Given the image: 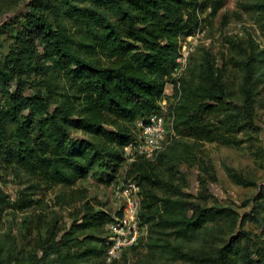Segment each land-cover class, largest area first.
Masks as SVG:
<instances>
[{
	"label": "trees",
	"instance_id": "16d2710c",
	"mask_svg": "<svg viewBox=\"0 0 264 264\" xmlns=\"http://www.w3.org/2000/svg\"><path fill=\"white\" fill-rule=\"evenodd\" d=\"M21 3L25 10L0 28V33H16L0 58V96L6 102L0 107V166L52 187L71 188L89 176L106 185L116 182L125 162L123 148L132 141L136 122L156 113L177 69L179 38L192 35L200 25L199 15L208 10L214 16L223 2L0 0V15ZM237 8L253 15L264 32V0H239ZM225 42L231 55L222 64L209 49L200 48L195 57L190 53L183 73L173 80L174 92L180 94L173 124L178 138L155 162L137 159L127 172V179L140 189L138 217L147 227L145 240L112 264H134L128 256L140 244L149 255L143 264L163 259L264 264V242L243 245L248 234L232 236L238 215L190 201L178 166L181 161L189 167L199 164L198 145L203 142L237 146L240 134L256 130V86L264 83V51L251 41ZM225 66L242 76L237 98L223 83ZM227 174L236 185H254L233 170L227 169ZM114 215L121 212L111 215L86 207L66 231H89L84 251L74 256L61 249L68 239L50 241L39 245L40 255L26 254L18 264H70L73 257L78 264H107L105 226ZM253 217L250 220L260 225L256 214ZM221 219L229 223V239L210 251L197 253L183 245L167 248L172 240L195 244L204 235L219 234L216 225ZM0 264L11 263L0 256Z\"/></svg>",
	"mask_w": 264,
	"mask_h": 264
},
{
	"label": "rangeland",
	"instance_id": "374dc122",
	"mask_svg": "<svg viewBox=\"0 0 264 264\" xmlns=\"http://www.w3.org/2000/svg\"><path fill=\"white\" fill-rule=\"evenodd\" d=\"M29 1L26 0V2ZM221 1L223 2L221 10L214 16H209L210 11L208 10L205 14L199 15L201 21L197 30L192 35L179 38L180 50H185L188 54L187 50L192 48L191 57H195L200 48L209 49L219 64H222L224 57L231 55L226 46L227 39H241L246 43L251 41L256 45L258 51H264V32L258 30L255 17L237 8L239 0ZM24 10L25 3H21L12 7L7 13L1 14L0 28ZM1 31L3 33H0V42L2 43L0 58L7 54L16 34L4 29ZM224 70L223 83L228 93L237 98L242 84V76L230 66H225ZM262 71L264 73V70ZM176 78V75L175 77L170 76L164 89L163 100L166 103L167 114L171 122V133L164 153L169 151L174 139L178 138L173 128L175 110L180 97V94L176 95L174 92L173 80ZM42 93L46 95L44 91ZM255 101L254 125L256 130L248 129L245 134H240L237 138L239 141L237 146H222L203 142L198 145L199 164L191 167L182 161L178 164L186 179L184 191L190 196L189 200L205 208L230 209L238 215L232 236L239 232L248 234L249 240L247 242L245 239L242 240V244L246 243L248 247H251L250 245L253 243L264 242V83L257 84ZM5 106V99L0 96V107L4 108ZM206 117L209 118L208 115ZM187 141L190 143L189 140ZM156 159L151 162H155ZM130 165L131 163L125 161L118 171L117 181L110 185L89 176L71 188L52 187L44 181H34L28 179L27 176L22 177L20 173L17 175L12 169L0 166L1 258L8 263L18 264L22 256L26 254L37 252L40 255L39 251H36L40 244L50 241L62 243V239L69 241L61 249L64 248L65 251L72 253L71 255L76 256V253L84 251L86 245L83 240L89 235V231L73 234H66V231L71 228L75 220L80 219L86 207L93 211L115 214L117 209L113 201V189L131 181L127 179ZM227 169L233 170L239 177L254 183V185L244 187L234 184L227 174ZM259 205L262 206L256 209V206ZM255 214L260 225L250 220V218H254ZM245 216L247 221L242 222ZM216 228V232L219 230V234L204 235L198 243L189 244L186 242L184 245L183 241L172 240L167 244V248L183 245L184 250L192 251L194 249L197 250V253L210 251L221 245L222 241L229 239L231 228L226 219H221ZM142 245H138L131 255L128 253V261H134V264H143L142 262L149 255L147 249ZM76 250L77 252H74ZM51 258L57 259L56 256H51ZM78 262L79 260L73 257L70 264H78ZM152 262V264H183L167 259Z\"/></svg>",
	"mask_w": 264,
	"mask_h": 264
},
{
	"label": "built area",
	"instance_id": "2783aa9c",
	"mask_svg": "<svg viewBox=\"0 0 264 264\" xmlns=\"http://www.w3.org/2000/svg\"><path fill=\"white\" fill-rule=\"evenodd\" d=\"M187 51H189L188 54L185 50H180L176 59L178 66L174 71V77L183 73L192 48ZM135 125L136 130L132 141L123 148L125 161L132 163L137 159L155 160L166 148L171 133V122L163 97L156 113L150 115L145 121H137ZM140 197V189L132 181L113 189V201L121 215H114L113 220L105 226V261L107 264L120 260L123 252L136 246L147 233L146 226L140 224L138 217Z\"/></svg>",
	"mask_w": 264,
	"mask_h": 264
}]
</instances>
